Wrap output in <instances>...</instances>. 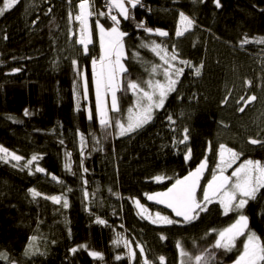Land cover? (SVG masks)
<instances>
[{
  "label": "trees",
  "instance_id": "1",
  "mask_svg": "<svg viewBox=\"0 0 264 264\" xmlns=\"http://www.w3.org/2000/svg\"><path fill=\"white\" fill-rule=\"evenodd\" d=\"M104 1L89 0L95 14L89 20V55L76 43L79 0H19L0 16V146L24 158L17 162L0 153L7 160H0V253L7 257L0 264H144L145 258L161 264V256L163 264H195L180 255L181 249L192 257L203 255L209 264H233L244 237L237 248L225 251L213 247L211 230L229 226L236 213L224 215L214 202L192 223L154 224L139 215L136 201L152 215L159 211L176 219L147 195L166 191L207 158L205 185L221 144L241 153L238 164L247 159L264 163V146L249 143L250 138L264 141V120L255 118L254 105L244 107L250 93L264 97V43L258 42L264 40V0H219V7L216 0H141L143 7L131 10L133 20L121 18L120 28L128 33L126 79L153 78L152 65L162 64L150 50L153 41L170 53L175 46L178 59L172 63L184 68L177 90L153 120L125 136L115 126L103 128L96 116L92 58L99 57L100 47L95 21L105 28L112 23L96 15L105 12ZM181 12L194 24L177 37ZM141 21L169 35L137 28ZM196 67H201L199 76ZM84 76L89 101L83 96ZM240 92L244 100L236 102ZM135 99L131 91H119L121 112L110 116L123 120ZM185 128L189 139L182 144ZM33 155L38 161L23 167ZM37 166L45 172H36ZM158 176L164 179L157 181ZM29 189L41 196L34 199ZM51 196H62L68 207L63 200L56 204L45 198ZM243 214L249 229L264 240V189ZM30 244L37 250L25 255ZM209 254H214L211 259Z\"/></svg>",
  "mask_w": 264,
  "mask_h": 264
},
{
  "label": "snow or ice",
  "instance_id": "2",
  "mask_svg": "<svg viewBox=\"0 0 264 264\" xmlns=\"http://www.w3.org/2000/svg\"><path fill=\"white\" fill-rule=\"evenodd\" d=\"M17 3H19V0H2L3 6L0 7V16H3L7 10L12 9ZM137 5L143 7L141 0H107L106 7L108 11L96 13L98 16H107L112 22L110 27L105 28L104 25L99 22V19L95 21L100 47L99 57L92 58V82L96 95V116L99 124L103 128L108 129L115 126L119 130L120 136L134 133L149 124L154 118L155 111L162 109L168 96L177 90L176 85L180 82V77L184 74L183 67H177L172 63L178 59L175 46H173V50L170 53L166 47H162L160 44L153 41L150 50L162 61V64L152 65L149 75L153 78L143 82L126 79L128 69L122 61L126 59L125 37L128 36V33L122 31L120 28L122 22L121 18L124 21L133 20L134 17L131 10L135 9ZM216 6H220L219 0H216ZM77 7L79 12L75 15V20L80 25V35L76 43L82 46L84 55H89V45L93 43L89 17L94 13L89 10V0H79ZM69 18L70 20L72 19L71 13H69ZM180 19L184 23V27L183 29H177L175 34L177 37L183 36L194 24V21L183 12L180 13ZM136 27L143 28L144 31L148 33L155 32L161 37H167L169 35L166 31L145 27L143 21L138 23ZM258 42L264 43V40ZM242 43L246 44L248 40L245 39ZM141 46L149 47L148 44H142ZM179 63L191 67L189 61L180 60ZM72 64L74 67L77 66V61L74 59ZM97 65L99 66L97 67ZM201 67H196L194 69V74L196 76L201 74ZM158 69H160L159 72ZM13 71L19 72L20 69H14ZM156 75H161L163 79H155ZM248 83L250 84V82ZM118 91H131L136 98L133 105L127 109V115L123 120L119 117L109 115L110 112L116 114L121 112L118 106ZM109 95L110 104L108 100ZM83 96L87 99L88 80L86 76L83 82ZM256 99L254 95L248 97L247 100H245L244 107ZM241 100H244V97H241ZM244 107H240L239 111L243 112ZM27 114L26 110L25 115ZM88 118L92 119L91 110H89ZM168 119L171 121L172 117L169 116ZM187 133L188 129L185 128L183 139L180 140L179 143L183 144L188 141L189 136ZM61 143L63 142L61 141ZM249 143L264 146V141L258 139L250 138ZM209 151H211V142H209ZM0 153L10 155L11 159L17 162L24 159L14 152L9 153L8 149L2 146H0ZM190 156L191 149L189 148L184 157L185 161L190 159ZM240 156L241 153L221 144L217 152L218 162L216 164V169H213L211 179L207 180L205 185L201 186V179L207 167V158H205L194 170L189 171L187 175L175 179L174 183H172L166 191L147 195L149 201H155L157 204L164 205L174 213V217L181 218L174 219L167 215H162L161 212L158 211L154 214L155 218L151 219V222L154 224L162 223L166 225L192 223L200 218L201 213L208 210L209 204L214 202L218 203L224 215L236 213L237 218L233 223L221 230H211L216 233L213 247L225 251H232L234 248L238 247L237 242L240 238L244 237L242 249L239 250V255L234 260L233 264H264V240H261L254 231L249 229V218L243 214V209L248 202L256 199L257 193L264 189V163L259 160L247 159L235 167L230 175H226L225 173L227 170L233 168V165L240 159ZM38 159V156L33 155L30 160L26 161L23 167H29L34 161H38ZM0 160H5V156H0ZM5 162H7V160H5ZM66 167H68V165H66ZM35 171L43 173L45 169L37 166ZM85 171H87V169H85ZM52 178L53 180L57 179L55 176ZM155 179L161 181L164 178L158 176L155 177ZM58 182L62 183V181ZM29 192L34 199L41 196V193L35 189H29ZM85 195L87 196V193H85ZM45 198L52 200L56 204H60L63 200V207H68L67 200L63 199L62 196ZM136 205L140 209L139 215H141L142 218H151L152 214L149 213L148 209L140 204L138 200L136 201ZM146 213H148V215H145ZM98 222L101 224L105 223L103 220H98ZM35 239L36 237L31 238L32 241H35ZM161 239H165V237L161 236ZM125 246H127V244ZM29 247H32V245L30 244ZM81 247L86 246L82 245ZM177 247L180 248V245L177 244ZM71 251L76 252L77 249L73 248ZM141 253H143L142 248ZM28 254L29 251L26 249L25 255ZM90 255L96 257L100 256V253L90 252ZM131 255L135 256L136 253L133 252ZM180 255L182 257L188 256L189 261L194 260L195 264H209V260H206L203 255L192 257L182 249ZM212 255L214 254H209V259H211ZM6 258L4 253H0V259ZM117 259H120V257L118 256ZM159 259L161 264H163L164 257L161 256ZM144 264H149L146 258L144 259ZM181 264H184V262L181 261Z\"/></svg>",
  "mask_w": 264,
  "mask_h": 264
},
{
  "label": "rangeland",
  "instance_id": "3",
  "mask_svg": "<svg viewBox=\"0 0 264 264\" xmlns=\"http://www.w3.org/2000/svg\"><path fill=\"white\" fill-rule=\"evenodd\" d=\"M90 11H91V8L89 9ZM95 17V14H93L91 17H89V20H93V18ZM121 25H122V22H121ZM183 27H184V23L182 22V21H180V24H179V28H181V29H183ZM192 28H193V25H192V27L189 29V30H192ZM188 30V31H189ZM79 32V31H78ZM78 32H77V36H78ZM187 32V31H186ZM185 32V33H186ZM79 35H80V32H79ZM78 38H79V36H78ZM78 44V43H77ZM78 46H80V47H82L81 45H79L78 44ZM125 60V59H124ZM124 60L122 61V63H124ZM258 63L259 64H261V61L260 60H258ZM125 65V64H124ZM99 65H97V67H98ZM85 77V76H84ZM93 88H94V85H93ZM94 91V99H95V105H96V95H95V88L93 89ZM239 90H243V89H241V87H239ZM119 92V91H118ZM118 92H117V98H118ZM243 96V95H242ZM241 92L240 93H238V95H237V97H236V102H239L240 101V99H241ZM249 96V95H248ZM247 98V97H246ZM91 99V97H90V94H89V88H88V96H87V100L89 101ZM108 100H109V104H110V95H109V97H108ZM253 104V103H252ZM253 110H255V112H254V115H256V117L255 118H257L258 120L259 119H262V121L264 120V97H262L261 99H258L257 101H255L254 102V106H253ZM88 113H89V111H88ZM111 114V112L109 113V115ZM264 124V122H262V125ZM186 142H188V141H186ZM4 154V153H3ZM6 155V154H5ZM239 160H237L236 161V164H234L233 165V168H230V169H228L227 170V172L225 173V174H227V175H230L231 174V172L233 171V169L235 168V167H237L239 164ZM241 164V163H240ZM218 171V170H217ZM136 207H137V205H136ZM137 209H138V212H140V209L137 207ZM149 211V210H148ZM150 213V212H149ZM145 215H148V213H146ZM141 216V215H140ZM142 217V216H141ZM155 218V216L154 215H152L151 216V218L150 219H148V220H151V219H154ZM146 219V218H145ZM37 249H36V247H35V245H32V247H30L29 248V254H33L35 251H36Z\"/></svg>",
  "mask_w": 264,
  "mask_h": 264
},
{
  "label": "water",
  "instance_id": "4",
  "mask_svg": "<svg viewBox=\"0 0 264 264\" xmlns=\"http://www.w3.org/2000/svg\"><path fill=\"white\" fill-rule=\"evenodd\" d=\"M208 171H209V163L207 162V167H206V169H205V171L203 173V177L201 179V186H202V184H203V182L205 180L206 175L208 174ZM150 202H153L156 206H158V207H160V208H162V209L170 212L174 216V213H172L171 210L170 209H167L164 205L157 204L155 201H150ZM175 218L176 219H181V218H178V217H175Z\"/></svg>",
  "mask_w": 264,
  "mask_h": 264
},
{
  "label": "bare ground",
  "instance_id": "5",
  "mask_svg": "<svg viewBox=\"0 0 264 264\" xmlns=\"http://www.w3.org/2000/svg\"><path fill=\"white\" fill-rule=\"evenodd\" d=\"M90 8H91V11H92V4L89 2V9H90ZM263 92H264V91H263ZM249 95H250V96H251V95H252V96H253V95L256 96L255 94H252V93H250ZM256 98H257V97H256ZM257 100H258V98H257L255 101H257ZM255 101H252V102L248 103V104H247V108H249V107H251L252 105H254V102H255ZM252 103H253V104H252ZM247 108H246V109H247ZM246 109H245V110H246ZM208 172H209V171H208ZM226 175H227V174H226Z\"/></svg>",
  "mask_w": 264,
  "mask_h": 264
},
{
  "label": "built area",
  "instance_id": "6",
  "mask_svg": "<svg viewBox=\"0 0 264 264\" xmlns=\"http://www.w3.org/2000/svg\"><path fill=\"white\" fill-rule=\"evenodd\" d=\"M106 4H107V0L104 1V9H105V12L108 11V9H107V7H106ZM114 14H115V12H114ZM120 26H121V25H120Z\"/></svg>",
  "mask_w": 264,
  "mask_h": 264
}]
</instances>
